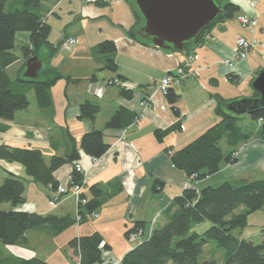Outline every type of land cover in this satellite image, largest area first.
<instances>
[{
    "label": "crops",
    "instance_id": "0c3cea01",
    "mask_svg": "<svg viewBox=\"0 0 264 264\" xmlns=\"http://www.w3.org/2000/svg\"><path fill=\"white\" fill-rule=\"evenodd\" d=\"M101 1L103 4L84 0L44 1L45 20L51 26L63 23L57 39L49 36L54 45L60 42L57 51L51 55L42 47L45 50L42 59L63 75L51 87L53 104L40 107L30 83H19L18 88L27 91L29 107L17 111L12 119L0 118V146L41 149L47 161L52 155H62L73 147L70 136L79 148L85 132L101 129L109 143V149L102 156L94 161L93 156L79 150V161L85 168V197L88 200L92 197L93 184H99L102 190L101 204L95 210L98 216L88 214L86 221L60 233H54L47 226L32 228L18 244L5 245L0 241V264H8L14 257H39L52 264H79L69 241L95 231L110 246L103 253L104 262L95 264L108 261L120 264L134 246L127 232L136 222H143L144 233L140 238L143 241L153 229L163 227L177 210L175 206L170 208L173 198L184 189L200 190V183H209L219 173L227 175L228 180L264 177V139L256 130L252 134L251 127L257 123L249 115L239 121L251 137L239 145L234 156L236 161L223 160L217 173L194 180L171 159L174 151L221 119L215 110L216 94L229 100L254 95L252 80L264 68V0H222L235 3L239 10L232 18L216 23L203 42L193 45L189 51L164 49L133 38L127 29L136 17L128 1ZM101 5L106 6L101 8ZM240 15L256 16L254 33L240 22ZM104 16L110 19L107 25L103 24L94 40H87L86 31L78 24ZM239 36L248 40L256 38L259 43L246 58L234 60L231 66L226 60L235 57ZM69 38L77 39V43L69 46L65 43ZM105 39L116 42L117 71L105 67L103 57L93 54V46ZM14 54L17 58L6 70L12 79H17L24 72L28 58L23 52ZM182 69L186 72L183 76L179 73ZM170 72L174 76L172 88L179 94L180 116L173 112L166 95L159 89L161 79ZM113 78L122 80L126 87L109 83ZM123 88L132 90V98L121 93ZM86 101L100 106L94 119L79 117L80 106ZM120 107L133 111L137 117L127 127L107 128L106 122ZM176 122L180 124L178 129L162 140L156 136L157 129H166ZM226 145L228 150L224 155L231 149L227 142ZM73 171L74 164L65 163L54 174L60 184L71 187ZM11 173L28 179L25 200L17 206L4 203L3 209L76 216L74 196H57L56 190L34 182L20 162L0 157V184Z\"/></svg>",
    "mask_w": 264,
    "mask_h": 264
},
{
    "label": "trees",
    "instance_id": "16d2710c",
    "mask_svg": "<svg viewBox=\"0 0 264 264\" xmlns=\"http://www.w3.org/2000/svg\"><path fill=\"white\" fill-rule=\"evenodd\" d=\"M45 0H20L22 7L6 10V0H0V118L12 119L19 110L29 107L30 101L26 90L18 88L19 83L29 82L34 89L40 107H50L53 104L51 87L63 75L55 68L46 67L41 70L36 80L24 78L22 74L12 79L6 70L9 63L17 56L13 49L16 45L18 31H28L30 42L22 45L26 58L38 55L42 47H46L50 54H54L60 42L54 45L49 36L52 30L50 23L45 20ZM130 4L136 17L135 23L127 29L129 35L144 43L152 44L138 37L137 29L141 24V17L135 7ZM222 2V0H219ZM92 3V2H91ZM95 3L103 4L101 0ZM239 10L233 2L223 3V11L208 28L201 33L199 39L187 45L182 51L203 42L204 36L222 20L232 18ZM93 54L102 56L105 67L112 71L118 70L116 62L117 45L113 39H105L93 46ZM177 51V50H175ZM181 51V50H180ZM39 56V55H38ZM27 62V60H26ZM26 67V64L25 66ZM173 75V72H170ZM122 79V76H119ZM69 78V77H67ZM70 79V78H69ZM254 79V78H253ZM121 93L132 98L131 89L123 88ZM259 96L254 91L252 97ZM173 112L181 115L177 105L179 94L172 87L166 94ZM217 106L215 110L221 119L209 127L182 148L171 155L173 164L186 172L194 180H200L217 173L223 160L229 163L236 161L234 153L239 145L251 137V133L244 130L240 119L249 115L257 124L259 119L264 120V104L249 114H235L227 107L237 99L229 100L216 94ZM239 99V98H238ZM100 111V106L86 101L80 106L79 117L94 119ZM137 115L125 107H120L106 122L107 128H124L131 124ZM257 128L259 135L264 139V121ZM180 127L179 122L166 129H157L159 139ZM73 147L62 155H52L47 161L41 149L15 147L7 144L0 146V157L8 161L20 162L31 179L44 186L57 190L60 185L55 177V171L65 163L79 161L80 149L85 153L100 157L108 149L101 129H92L83 134L80 147L75 145V139L70 136ZM226 139L230 152L224 155L221 141ZM84 175L74 170L72 181L80 183ZM28 179L24 176L10 174L0 184V241L5 245L18 244L26 232L32 228L49 227L54 233H60L75 223L88 219V214L96 212L100 206L102 190L99 184L90 187L92 197L85 203L80 202L78 209L82 218L71 215L58 216L55 214H41L38 212L6 210L2 204L10 203L13 206L22 204L25 200V191ZM157 183H162L158 181ZM177 207L170 220L161 228L153 229L150 236L133 246L122 258L120 264H264V229L260 243L241 238L232 233L236 228L247 224L249 213L264 206V177L250 180L242 177L236 180H226L218 186L207 185L200 190L186 188L175 196L171 207ZM244 207V210H240ZM209 221L211 225L203 232L193 230V226ZM144 228L143 222H136L131 230ZM129 230V231H131ZM129 232H127L128 235ZM215 242L224 249L222 262L216 260H201L205 245ZM79 258V264H95L104 262L103 253L109 249V244L103 243V237L95 231L88 235L76 236L69 241ZM8 264H52L39 257L12 258ZM104 264H115L113 261Z\"/></svg>",
    "mask_w": 264,
    "mask_h": 264
},
{
    "label": "water",
    "instance_id": "95a60500",
    "mask_svg": "<svg viewBox=\"0 0 264 264\" xmlns=\"http://www.w3.org/2000/svg\"><path fill=\"white\" fill-rule=\"evenodd\" d=\"M141 17L137 29L139 38L157 47L169 50H184L195 43L203 31L213 23L223 11L219 0H129ZM46 67L38 55L27 59L22 76L36 80ZM252 87L259 93L257 97H242L228 105L235 114H249L264 104V68L254 79Z\"/></svg>",
    "mask_w": 264,
    "mask_h": 264
},
{
    "label": "rangeland",
    "instance_id": "374dc122",
    "mask_svg": "<svg viewBox=\"0 0 264 264\" xmlns=\"http://www.w3.org/2000/svg\"><path fill=\"white\" fill-rule=\"evenodd\" d=\"M105 6L106 5H101V8H105ZM18 7H22V3L20 2V0H6V10H12V9H15ZM107 20H110V19L109 18L107 19V16L106 17L104 16V17H101L99 20H90L87 22V24L82 22V24H78V26H80V28L82 30L86 31L87 40L91 41V40L95 39V37L98 35V32L103 27V24L104 25L106 24ZM61 23L62 22L56 23V26H51L52 30L50 33V38H56L57 39L58 35L59 34L61 35L62 24H63V23L62 24ZM25 34H28V36H26ZM28 41H29V32L28 31H18L16 34V45H15V48L13 49V52H15V53L21 52L22 53L23 52L22 45L27 43ZM38 55L41 59L45 57L44 48H42L39 51ZM12 77H14V76H12ZM251 86H252V83H251ZM259 126H260L259 124L254 125L253 128L251 127V129L253 130L252 134L256 130V133L258 134V136L261 137L259 135L258 130H257V128ZM247 132H250V131H247ZM220 145L222 147L223 153H226V150H228L227 145H226V139H223L221 141ZM236 152H237V150H236ZM226 177H227V175H225L224 173H219L218 175H215L214 177H212V179H209L210 180L209 183H210V185L218 186L221 183H223L224 181L230 179V178H226ZM230 177L233 178L234 176L232 175ZM209 183L208 182H206L205 184L200 183V186L205 187V186L209 185ZM244 209H245L244 207L240 208V210H244ZM210 225H211V223L209 221H205V222H202L200 224L193 226V230H195L197 232H203ZM262 229H264V206L258 210H255V211H252L251 213H249L248 219H247V224L244 227L234 229L232 231V233L238 237L247 238V239L254 241L255 243H260L262 241V238H263ZM139 242H141V241L138 240L137 244ZM223 258H224V249L219 247L215 242H208L205 245L203 254L201 255V260H216L218 262H222Z\"/></svg>",
    "mask_w": 264,
    "mask_h": 264
},
{
    "label": "built area",
    "instance_id": "2783aa9c",
    "mask_svg": "<svg viewBox=\"0 0 264 264\" xmlns=\"http://www.w3.org/2000/svg\"><path fill=\"white\" fill-rule=\"evenodd\" d=\"M85 1L86 2H95L96 0H85ZM239 20L251 32H253V33L255 32L256 27H257L256 16L240 15ZM65 43L68 44L69 46H71V45H74L77 43V39L69 38L68 40H66ZM236 43H237V50H236L235 57L232 59L226 60V62L229 63V65H231V66L234 64L233 63L234 60H236L238 58H241V59L246 58L248 56L251 48H253L255 45H257L259 43V40L256 38H254L252 40H248L244 36H239L236 40ZM179 73L182 76L186 74V72L183 69L180 70ZM173 82H174V76L171 74L167 75L166 77L161 79L160 84H159V89L166 95L168 92V89L170 87H172ZM109 83H117V84H121L124 87H126V83L124 84V82H122V80H120L119 78H113V79L109 80ZM263 121H264L263 118H260L258 122L261 124ZM235 155H236V153H234V156ZM92 158L94 161H96L99 157H92ZM74 170L80 172L83 175L85 173V168L83 167V165L80 161L75 162ZM84 185H85V180L83 178L80 183H74L72 181L71 187L60 184L56 190L57 196H63L65 194H70V195L75 197L76 203H77L76 216H77L78 220H80L82 218V215L79 212L78 206H79L80 202L85 203L87 201V199L82 196ZM91 215L94 217H97L98 213L92 212ZM143 233H144V230L142 228H138V229L129 231L127 236H128L129 241L132 242L134 245H136L137 241L140 240Z\"/></svg>",
    "mask_w": 264,
    "mask_h": 264
}]
</instances>
